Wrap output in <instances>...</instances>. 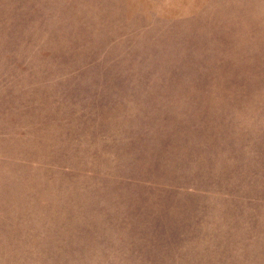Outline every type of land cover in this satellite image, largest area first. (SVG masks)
Returning a JSON list of instances; mask_svg holds the SVG:
<instances>
[{
    "label": "rangeland",
    "instance_id": "1",
    "mask_svg": "<svg viewBox=\"0 0 264 264\" xmlns=\"http://www.w3.org/2000/svg\"><path fill=\"white\" fill-rule=\"evenodd\" d=\"M262 29L256 0H0V264H264Z\"/></svg>",
    "mask_w": 264,
    "mask_h": 264
},
{
    "label": "crops",
    "instance_id": "2",
    "mask_svg": "<svg viewBox=\"0 0 264 264\" xmlns=\"http://www.w3.org/2000/svg\"><path fill=\"white\" fill-rule=\"evenodd\" d=\"M231 1H233V0H231ZM244 1H248V0H244ZM257 2H260L261 3V6L262 5H264V0H256ZM232 4H233V2H232ZM248 7H249V5H247ZM248 7H245L246 8V11H248ZM234 8V7H233ZM233 14H234V9L232 10V5H231V20L229 21V23H231V31L233 32V21H234V19H233ZM245 17H248V13H247V16H245ZM246 20H245V22H244V24H245V32H246V45H247V47H246V57H247V60L249 59V57H250V52H249V44L250 43H248L247 42V39H250V33H249V29H248V27L251 25V27H252V30L254 29L253 28V24H254V26L257 24V21L255 20V21H253V19H252V22L250 21V19L249 18H245ZM237 22H239V25H240V28H241V26H242V20H241V18H240V20L238 21V20H236ZM235 26V25H234ZM251 29V28H250ZM251 31V30H250ZM232 32H231V39L233 38V34H232ZM264 35V33H263V29H262V33L260 34V36H263ZM263 54H264V52H263ZM263 60H264V58H263ZM264 62V61H263ZM263 62H261L262 63V65H263ZM225 100H229V101H231V99L232 98H224ZM228 131H230V128H229V130H227V132Z\"/></svg>",
    "mask_w": 264,
    "mask_h": 264
},
{
    "label": "water",
    "instance_id": "3",
    "mask_svg": "<svg viewBox=\"0 0 264 264\" xmlns=\"http://www.w3.org/2000/svg\"><path fill=\"white\" fill-rule=\"evenodd\" d=\"M222 3V2H221ZM230 13H231V4H230Z\"/></svg>",
    "mask_w": 264,
    "mask_h": 264
}]
</instances>
